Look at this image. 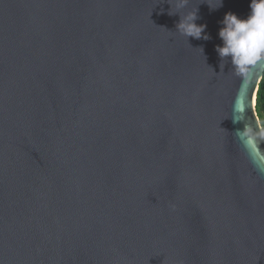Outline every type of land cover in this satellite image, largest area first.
<instances>
[{
    "label": "water",
    "instance_id": "95a60500",
    "mask_svg": "<svg viewBox=\"0 0 264 264\" xmlns=\"http://www.w3.org/2000/svg\"><path fill=\"white\" fill-rule=\"evenodd\" d=\"M250 2L0 0V264H264V68L215 51Z\"/></svg>",
    "mask_w": 264,
    "mask_h": 264
},
{
    "label": "clouds",
    "instance_id": "9594fccd",
    "mask_svg": "<svg viewBox=\"0 0 264 264\" xmlns=\"http://www.w3.org/2000/svg\"><path fill=\"white\" fill-rule=\"evenodd\" d=\"M186 5L187 0H176L177 8H184ZM219 6H222V0H219ZM171 7L172 5L170 9ZM249 8L250 12L245 19L238 18L231 12L225 14L223 20L220 21L222 27L218 32L222 46L215 48L221 60L230 61L234 71L241 76H249L256 67L264 68V0H251ZM168 14L179 16V22L175 28L186 38L210 39L208 35H202L205 33L206 25L196 23L197 9L183 17L171 11ZM257 99L258 96L254 97V102ZM257 112L261 123L259 135L264 136V105H261ZM244 135L254 142L257 133L253 129H247Z\"/></svg>",
    "mask_w": 264,
    "mask_h": 264
},
{
    "label": "trees",
    "instance_id": "16d2710c",
    "mask_svg": "<svg viewBox=\"0 0 264 264\" xmlns=\"http://www.w3.org/2000/svg\"><path fill=\"white\" fill-rule=\"evenodd\" d=\"M256 96H258V99L256 100V113H257V116H258L259 121H260V117L258 115L257 109L259 107H261V105H264V74H263V77L259 83V87H258V91H257ZM260 125H261V123H260Z\"/></svg>",
    "mask_w": 264,
    "mask_h": 264
}]
</instances>
